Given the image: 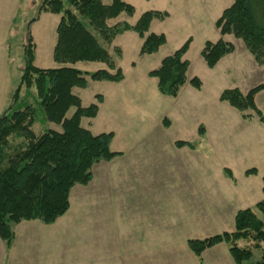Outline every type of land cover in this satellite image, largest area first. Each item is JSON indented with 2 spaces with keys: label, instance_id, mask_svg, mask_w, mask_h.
Listing matches in <instances>:
<instances>
[{
  "label": "trees",
  "instance_id": "1",
  "mask_svg": "<svg viewBox=\"0 0 264 264\" xmlns=\"http://www.w3.org/2000/svg\"><path fill=\"white\" fill-rule=\"evenodd\" d=\"M42 12L60 15L52 54L53 61L59 66L39 68L34 65L35 45L28 30L22 44L19 84L11 96L10 105L0 113V238L6 248L13 241L15 224L30 220L54 223L68 210L73 186H85L90 182L93 165L109 162L121 154L110 149L112 132L93 134L81 126V118L96 116L98 105L82 106L72 89L85 88L87 78L108 82L123 79L121 68L107 49L123 32L133 31L143 40L140 55L153 54L166 43L164 34L148 33L151 20H164L168 17L166 11L143 12L133 25L121 21L109 24V20L122 12L128 16L134 13V7L123 0H111L108 5L100 0H41L30 24ZM214 26L221 36L231 34L240 40L254 62L264 65V0H233L222 10ZM190 43L191 37L147 73L157 80L156 88L161 95L174 98L187 82L189 62L184 55ZM234 48L231 42L219 38L215 42L206 41L200 55L206 66L213 68ZM114 54L121 57V50L114 47ZM81 61L101 62L106 67L88 72L72 66ZM188 83L197 90L201 87L197 77ZM22 88L34 89L45 120L58 125L60 130L49 128L34 132V108L30 104L11 110ZM263 90L264 81L246 93L238 88L224 89L218 99L236 109L243 120L252 118L243 113L251 110L264 124V114L254 102L255 95ZM95 99L100 102L101 96L96 95ZM70 108L74 111L66 117ZM198 133H204L202 125H199ZM11 138L21 140L13 143ZM175 146L192 148L189 142L182 140L175 141ZM223 171L233 179L228 168ZM256 172L255 168H249L245 174ZM262 181L264 183V178ZM262 193V200L253 208L236 212L233 231L203 239H188L187 245L194 255L200 258L204 250L224 243L234 264H264V220L257 215L260 213L264 218V186ZM241 240L252 243L254 248H261L258 260L249 262L252 250L239 246Z\"/></svg>",
  "mask_w": 264,
  "mask_h": 264
},
{
  "label": "crops",
  "instance_id": "2",
  "mask_svg": "<svg viewBox=\"0 0 264 264\" xmlns=\"http://www.w3.org/2000/svg\"><path fill=\"white\" fill-rule=\"evenodd\" d=\"M123 1L132 5L131 0ZM102 3L108 5L111 0H105ZM21 5L22 0H0V113L10 105L11 96L19 84L18 76L14 80L10 78V50L12 36H16L18 25L25 21L19 18ZM156 9L166 11L168 17L159 20V23H156L157 19H152L148 33L164 34L166 45L169 40L168 29L163 25L173 16L170 10L164 6H159ZM59 18L60 15H58V21ZM55 21L57 27L58 21L57 19ZM118 37H129L136 42L140 41L141 45L143 42L133 31L123 32ZM186 37L187 35L180 38L172 51L179 48L185 42ZM55 43L56 41L52 44V54ZM188 50L184 55L185 59ZM231 56L233 54L224 56L213 68L207 67L205 71L210 74L216 73L220 68L224 71V64ZM232 68L228 69L226 73H229ZM189 71L190 63L186 72L187 82L180 88L179 96L183 91L188 94H196L202 90L204 84L202 77L200 79L196 76L199 74H195V72L190 74ZM193 77H197L201 81V87L198 90L188 83ZM219 78L220 75L217 79ZM125 80L126 76L123 73L121 81H106V84L109 87L118 88L125 84ZM223 87L216 93L220 95ZM72 92L74 94V88ZM261 92L264 94V90L257 94ZM97 95L101 96V101L97 102L95 99V102L92 100L93 102L90 103L98 105L95 117L100 114V109L105 104L104 95ZM165 118L170 127L171 120ZM253 119H242V121L246 123L247 128L253 127L264 133V124L259 120L258 124L254 123ZM129 121L123 122L127 125ZM141 121L144 122V118ZM198 127L196 133L200 135ZM112 133L110 149L121 154L109 162L93 165L92 179L89 184L73 186L69 193L68 210L54 223L43 224L39 220H30L15 224L13 227L14 238L9 248H6L0 238V264H234L223 243L204 250L199 258L187 245V240L191 238H184L183 244H179L177 229L162 230V189L169 191V197H173L164 203L169 206L170 204L176 205L178 203L176 190L179 189L178 179L181 177L180 175L177 178V175L181 169L180 171L185 177V181L182 182V186L184 184L186 190L184 196L190 198L198 191L201 192L203 209L207 212L200 218L202 228L204 225L208 227V223L211 222H221L226 223L225 229L231 232L234 230L236 212L245 208H253L263 198L264 171L261 172L260 166L264 164V152L242 151L238 155L234 153L235 159L243 163L242 168L235 172L231 167H227L224 161H220L216 166H211L210 159L214 154L211 153L205 127L204 133L198 136L197 144L182 139V141L189 142L193 148L187 146L177 148L174 146V142L181 139L165 134L152 135L151 132L145 133V135H133L136 138H133L132 134L125 135L126 139L132 136V141L128 140L126 144L128 146L122 145V148H113L116 134L114 131ZM163 140L167 144L160 145ZM209 142L212 143L213 139L209 138ZM178 158H180L181 165L177 163ZM168 159H170L169 162ZM172 159L174 160L172 161ZM250 166H255L252 168L256 169V174H245ZM224 168L231 171L233 179L224 173ZM133 170H137L139 173L136 181H110L115 176L125 177ZM111 189H119L121 192L118 196H114L110 193ZM131 189H133L132 192ZM86 200H88L91 223L90 245L66 244L68 232L74 234L73 214L74 212H83V204H87ZM147 203L150 204L149 215H144V211L138 213L137 219L134 217L136 220H133L131 225V210L134 212V207L146 209ZM149 222L151 223L149 224ZM131 238H136L137 244H131ZM163 240H165L164 243Z\"/></svg>",
  "mask_w": 264,
  "mask_h": 264
},
{
  "label": "rangeland",
  "instance_id": "3",
  "mask_svg": "<svg viewBox=\"0 0 264 264\" xmlns=\"http://www.w3.org/2000/svg\"><path fill=\"white\" fill-rule=\"evenodd\" d=\"M40 1L22 0L19 18L25 21L18 25L16 36H12L11 38L10 78L12 80L18 76L19 81V68L23 65L22 44L25 41L28 30L35 43L34 65L39 68H55L59 66L52 59V44L56 41L55 20L57 19L58 21V15L42 12L39 15V19L32 21L30 24ZM232 1L131 0L134 13L128 16L122 12L115 19L109 20V24L120 21L134 24L138 16L143 12L157 10V7L164 6L170 10L173 16L172 19H168L163 25L168 29L167 34L169 40L157 52L149 55H140V41L136 42L129 37L119 38L118 35V38L116 37L113 44L107 47V49L115 59L117 65L121 67L122 72L125 73V84L122 87L112 88L107 86L106 81H93L87 78L88 82L85 88H74V94L80 97L82 106L84 107H87L93 102L92 100L95 102V95L97 94H102L105 98V104L101 107L100 114L93 118H81V126L86 129L88 128L93 134L111 132L113 130L116 134L113 148H122V145H125V147L128 146L126 144L128 140L130 142L132 141L133 135H145V133L150 132L152 135L165 134L175 136L181 140L196 142L197 144L198 136L200 135H197L196 128L198 125H202L207 131L208 143L212 150L211 153L214 154L210 159L211 166H216L220 161H224L227 167H231L235 172H238L242 168L243 163L235 159V156H233L235 155L234 153L238 155L242 151L264 152V133L253 127L247 128L246 123L242 121L240 113L228 103L219 101V94L216 93L222 86L224 87L221 90L238 88L242 93H246L250 88L264 81V65L259 66L254 62L252 56L240 40L234 38L231 34L221 36L214 26V22L220 16L222 10L228 7ZM156 23H159V20ZM185 35L187 37L184 41L191 37L190 48L186 54V59L190 63L189 73L195 72V74H199L196 76L199 78L202 77V81H204L202 90L196 92V94H188L186 91H183L180 96L177 95L174 98L161 95L156 88V79L149 77L147 73L155 69L164 56L178 49L176 48L172 51L176 42ZM219 38L231 42L235 48L231 53L233 56L225 62L226 65L224 64V71L220 68L216 73L210 74L205 71L207 66L200 55V51L204 45V41L212 42ZM114 47L122 50V59L121 57L115 56ZM72 66L88 72L106 67L101 62L83 61L77 62ZM231 66L235 67L232 68ZM231 68L232 70L226 73ZM219 75L220 78L217 79ZM215 79L217 80L212 81ZM254 102L256 107L264 114L263 92L255 96ZM29 104L34 108V122L32 125L34 132H43L49 128L60 130L58 125L45 120L35 91L32 88L29 90L21 89L18 100L12 106L11 110H18ZM73 111L74 108H70L66 113V117H69ZM243 113L254 118V123H259L253 111L248 110ZM165 117L171 120L170 127L166 120L163 121L166 119ZM142 118H144V122L141 121ZM126 120H130L127 125L124 123ZM130 134H132L130 138H124L125 135ZM133 138L136 137L133 136ZM209 138L213 139L212 143L209 142ZM20 140V138H11V142L13 143H18ZM163 144L165 145L167 142H164V140L160 142V145ZM169 161L170 159H168ZM177 163L181 165L180 158L177 159ZM263 165L260 166L261 172L264 171ZM180 170L178 171L179 175H177V178L180 175L181 177L178 179L179 189L176 190L178 193V203L176 205L170 204L169 206L164 203L168 202L169 199H173V197H169V191L164 190V188L162 189V230L177 229L179 232L177 238L179 244H183L184 238L203 239L224 231L230 232L225 229L226 223L221 222H211L208 223V227L204 225L202 228L200 218L204 214L206 215L207 212L203 209L201 192L198 191L193 196H190V198L184 196L186 190L184 189V184L182 186V182L185 181V177ZM138 174L137 170H133L130 171L129 175L123 176L124 180L119 175L118 177L111 178L110 181L132 182L137 180ZM132 191L133 189H131ZM120 192L119 189H111L110 191L114 196H118ZM86 203L83 204V212H74L73 214L72 224L74 234L72 235L68 232L66 244L90 245L91 223L89 221L88 200H86ZM149 208V203H147L146 209L134 207V212L131 210L130 215L131 225L133 220L137 219L138 213H143L144 211V215L146 214L148 216ZM257 215L264 220L260 213ZM130 241L131 244H137L136 238H131ZM164 242L165 240H163ZM238 245L249 247L252 250V256L249 262L259 259L261 248H254L252 243L243 240L239 241Z\"/></svg>",
  "mask_w": 264,
  "mask_h": 264
}]
</instances>
